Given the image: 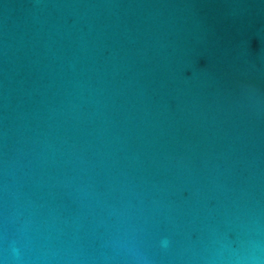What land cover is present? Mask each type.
<instances>
[{"label":"water","instance_id":"95a60500","mask_svg":"<svg viewBox=\"0 0 264 264\" xmlns=\"http://www.w3.org/2000/svg\"><path fill=\"white\" fill-rule=\"evenodd\" d=\"M0 264H264V0H0Z\"/></svg>","mask_w":264,"mask_h":264}]
</instances>
